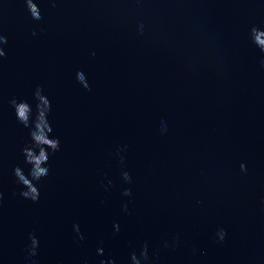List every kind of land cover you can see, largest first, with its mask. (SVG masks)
<instances>
[{
  "label": "water",
  "instance_id": "water-1",
  "mask_svg": "<svg viewBox=\"0 0 264 264\" xmlns=\"http://www.w3.org/2000/svg\"><path fill=\"white\" fill-rule=\"evenodd\" d=\"M36 2L39 21L0 0V264H30L32 233L39 264H130L145 242L153 264H264V0ZM37 85L62 150L33 203L9 100Z\"/></svg>",
  "mask_w": 264,
  "mask_h": 264
},
{
  "label": "clouds",
  "instance_id": "clouds-1",
  "mask_svg": "<svg viewBox=\"0 0 264 264\" xmlns=\"http://www.w3.org/2000/svg\"><path fill=\"white\" fill-rule=\"evenodd\" d=\"M28 12L32 19L41 20L42 12L40 5L36 0H25ZM55 6V0H53ZM144 28L143 23L139 25V30L142 32ZM258 33H264V29L253 26L251 29L252 42L264 52V43H258L254 37ZM35 35V33H33ZM8 43V38L0 33V59L6 56L5 46ZM261 65L264 66V58L261 59ZM76 80L84 88H89L86 74L78 70L76 72ZM16 121L24 128L28 129V142L22 148L21 155L23 163L17 164L12 169L16 185L19 186V195L33 203H38L41 198V183L46 180L51 174L50 158L57 152L62 150L61 138L54 134V128L51 122L52 101L49 95L44 90L43 86L37 85L30 98L14 96L9 100ZM162 130L166 131V125L162 122ZM126 148V146H125ZM123 161V156L120 157ZM241 170H245V165H240ZM122 177L126 183L132 182V177L127 171L122 172ZM123 195L131 197V188L124 189ZM3 193H0V202H2ZM123 211H128V204L124 203ZM116 232H119L120 225L118 223L113 225ZM73 229L80 240L84 239L79 224H73ZM219 241H223L227 235L223 228L218 229L216 233ZM30 243L25 247L27 259L30 264H39L38 250L40 247L39 237L32 233L29 234ZM165 247H168L167 241ZM96 253L98 256L104 255V248L97 247ZM100 264H116L114 259L108 261L101 260ZM130 264H153L152 257L149 254V245L145 242L138 250H133L130 253Z\"/></svg>",
  "mask_w": 264,
  "mask_h": 264
}]
</instances>
